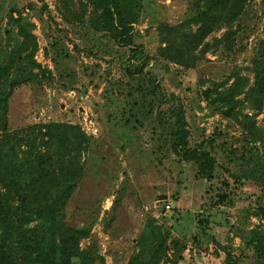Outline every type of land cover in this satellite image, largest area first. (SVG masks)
Here are the masks:
<instances>
[{
  "label": "rangeland",
  "instance_id": "obj_1",
  "mask_svg": "<svg viewBox=\"0 0 264 264\" xmlns=\"http://www.w3.org/2000/svg\"><path fill=\"white\" fill-rule=\"evenodd\" d=\"M190 1L138 0L127 7L140 55L93 29L99 11L88 0H0V64L24 41L8 15L11 7L35 47L16 57L8 75L0 135L21 138L20 130L52 125H70L82 134V176L63 216L70 227L89 231L80 247L96 245L104 264H127L138 255L150 259L158 245L159 264H222L223 247L242 264H259L245 244L264 231L258 215L264 183L249 177L264 159V145L223 117L203 90L226 80L229 86L238 77L247 81L237 97L244 100L254 84L253 64L264 60V0H249L229 48L214 42L226 33L222 28L205 39L213 47L203 59L185 68L158 55L159 28L190 18ZM178 105L189 146L216 159L212 180L197 176L196 166L171 149ZM243 113L264 133V111ZM58 133L62 138L53 148L61 153L63 138L74 137V130ZM34 145L46 150L38 135Z\"/></svg>",
  "mask_w": 264,
  "mask_h": 264
},
{
  "label": "trees",
  "instance_id": "obj_2",
  "mask_svg": "<svg viewBox=\"0 0 264 264\" xmlns=\"http://www.w3.org/2000/svg\"><path fill=\"white\" fill-rule=\"evenodd\" d=\"M88 2L99 11L91 20L95 31L107 33L115 43L142 55L134 46L132 20L126 14L127 7L137 5L138 0ZM248 2L249 0H191L190 18L173 26L161 24L158 55L181 67L194 68L203 59V54L213 47L205 39L222 28H226V33L214 42L229 48L235 34L233 25L241 17ZM8 15L17 25L18 33L24 41L5 64H0V117L6 112L10 96V92L6 91V83L15 66L16 57L35 48L33 35L21 25L17 10L11 7ZM252 72L254 84L246 92L243 101L237 97L243 93L247 81L238 77L229 86H226L228 80L212 83V87L203 90V96L223 117L238 124L249 140L264 145V133L257 127L255 119L243 113L247 108L256 115L264 111V60L255 61ZM151 84L155 93L158 87L154 79H151ZM3 122L6 124L4 120ZM62 128L74 130V137L64 135L67 137L62 141L65 151L60 153L53 147L62 138L58 133ZM0 129L4 132V124H1ZM19 134L21 138H13L9 134L0 135V264H104L105 260L96 245L85 249L80 247V242L89 237V231L70 227L63 216L64 207L75 189V182L82 176L79 157L85 149L86 139L70 125H52L37 132L35 127L28 128L20 130ZM37 135L40 145L46 149L44 152L34 145ZM171 136L174 154L181 161L193 163L197 176L212 180L216 159L202 147L189 146V130L181 105H178L176 111ZM22 145H25V150L20 149ZM51 151L54 155H51ZM52 156H56V159ZM249 174L250 179H259L264 183V159ZM245 179L243 176L238 182L242 183ZM221 199L225 200L226 196L222 195ZM258 215L264 220V195L258 203ZM245 245L259 264H264V231L255 233ZM161 247L158 245L154 249L150 259L133 256L127 264H159L163 254ZM184 249L183 247L180 251ZM222 252V264H242L241 257L228 248L223 247Z\"/></svg>",
  "mask_w": 264,
  "mask_h": 264
},
{
  "label": "built area",
  "instance_id": "obj_3",
  "mask_svg": "<svg viewBox=\"0 0 264 264\" xmlns=\"http://www.w3.org/2000/svg\"><path fill=\"white\" fill-rule=\"evenodd\" d=\"M167 209H169V207L167 206Z\"/></svg>",
  "mask_w": 264,
  "mask_h": 264
}]
</instances>
